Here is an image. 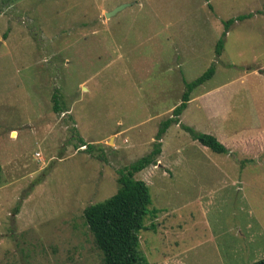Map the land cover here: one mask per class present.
Here are the masks:
<instances>
[{
    "label": "rangeland",
    "instance_id": "rangeland-1",
    "mask_svg": "<svg viewBox=\"0 0 264 264\" xmlns=\"http://www.w3.org/2000/svg\"><path fill=\"white\" fill-rule=\"evenodd\" d=\"M212 66L192 96L242 78L228 116H186V125L263 129L264 78L248 69L264 76V0H0V264H103L85 209L118 191V171L152 152L186 83ZM255 144L244 145L264 149ZM204 151L172 125L156 164L135 175L160 211L139 233L150 264L264 259V152L241 166L245 182L207 201L212 182L201 177L222 179L209 156L227 165L243 157ZM234 247L237 261L226 257Z\"/></svg>",
    "mask_w": 264,
    "mask_h": 264
},
{
    "label": "trees",
    "instance_id": "trees-1",
    "mask_svg": "<svg viewBox=\"0 0 264 264\" xmlns=\"http://www.w3.org/2000/svg\"><path fill=\"white\" fill-rule=\"evenodd\" d=\"M252 17V14L240 16L225 23L226 33L229 27L237 21H243ZM223 50V41L216 46V55L219 58ZM215 74L212 66L204 75L187 84L182 96L181 104L172 111V116L161 123L155 136L152 152L118 171V183L120 188L107 200L90 205L84 211L85 223L94 238L95 245L102 253L103 264H150L140 252L139 233L147 230L144 221L147 217L156 219L158 209H151L153 204L149 186L142 180L135 179V175L155 165L158 156L162 152V140L172 125H179L189 134L190 138L217 155H228L229 150L214 136L196 132L194 129L182 125L180 116L187 108L192 93L199 86L210 81ZM55 112L60 111L57 96H54ZM82 147H87L80 140ZM90 150V148H89ZM1 171V166H0ZM155 229V225H151ZM264 264V259L253 263Z\"/></svg>",
    "mask_w": 264,
    "mask_h": 264
},
{
    "label": "crops",
    "instance_id": "crops-1",
    "mask_svg": "<svg viewBox=\"0 0 264 264\" xmlns=\"http://www.w3.org/2000/svg\"><path fill=\"white\" fill-rule=\"evenodd\" d=\"M231 66L238 67V65H232V64ZM248 70L250 71V74H257L260 77L262 76V79L264 78L263 74L260 72H257L254 68L252 69L249 68ZM241 79L242 78H234L223 85H220L218 87H214L211 89H207L204 92L198 93L196 96L191 95L187 108L185 109V111L182 113V115L179 118L180 123L188 127V125H186V116L190 117L192 115L194 119L196 120L200 119L204 115L205 117H207L208 122L210 123H212L214 120L215 122L219 124L224 123V119H226L228 116V107L230 105L231 95L239 88V87H234V85L236 84L238 80L241 81ZM191 128H193L198 133H202V134L205 133L203 132L202 129L200 131L197 130L195 126ZM12 133H15V132H12ZM205 134L212 135L219 142H221L229 150L228 155H238L239 154L241 157H243V159L239 160L240 161L239 165L238 164H231V165L228 164L227 165L226 163L217 162L218 158H215V156L213 155L209 156L210 160L213 161L211 164L212 170L218 171L222 175L220 177L222 179H217V180L213 179V180L203 181L204 177H201V179L203 178L201 181L202 183L209 184L212 182V184L208 187L211 189H208V191L206 192L207 196L205 198V200L211 201V198L217 195L227 196V192H230L227 190L230 189V187L238 186L239 184H241L243 179L242 180L238 179L241 166L244 167L247 164H255L256 163L255 160L257 159L255 157L258 155H261L262 152H264V149L260 148L261 144L259 145L258 148H252L251 146H247L244 144L250 143L251 145V142L252 143L256 142L255 145H258L260 142H263L264 128L258 129L255 132H251V133H237L236 132L230 135L226 133L224 130H222L220 127L219 128L215 127V128H210L209 130H207ZM166 135L167 133L165 134V137ZM192 142H195V141L192 140ZM193 145L195 146V144ZM199 146L203 150H205L204 152L208 151L207 148L201 146L200 144ZM220 156H223V155H220ZM175 168L178 169V168H181V166L175 167ZM193 168L194 170L188 167V171H193L195 173H197V171L199 172L206 171V169H198V167H193ZM193 177L199 178L195 175H193ZM243 182H245V180H243ZM212 187H217V190H213ZM241 234H242V231L239 230L238 235L241 236ZM239 253H240V249L234 247V251L232 253L227 252L226 257H229V258L232 257L233 259H235V261H237ZM262 257H264V255ZM193 260L194 258H190L188 264H196L194 263Z\"/></svg>",
    "mask_w": 264,
    "mask_h": 264
},
{
    "label": "water",
    "instance_id": "water-1",
    "mask_svg": "<svg viewBox=\"0 0 264 264\" xmlns=\"http://www.w3.org/2000/svg\"><path fill=\"white\" fill-rule=\"evenodd\" d=\"M127 6H128V5L120 6V7L116 8V9H114L112 12H110V13H106L105 16H106L107 18H110V17H112V16H115L119 11L123 10V9H124L125 7H127Z\"/></svg>",
    "mask_w": 264,
    "mask_h": 264
},
{
    "label": "built area",
    "instance_id": "built-area-1",
    "mask_svg": "<svg viewBox=\"0 0 264 264\" xmlns=\"http://www.w3.org/2000/svg\"><path fill=\"white\" fill-rule=\"evenodd\" d=\"M37 157H39V155Z\"/></svg>",
    "mask_w": 264,
    "mask_h": 264
}]
</instances>
